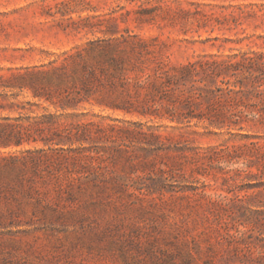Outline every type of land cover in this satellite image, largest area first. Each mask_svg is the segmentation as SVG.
<instances>
[{"label":"rangeland","instance_id":"rangeland-1","mask_svg":"<svg viewBox=\"0 0 264 264\" xmlns=\"http://www.w3.org/2000/svg\"><path fill=\"white\" fill-rule=\"evenodd\" d=\"M263 63L264 0H0V264H264Z\"/></svg>","mask_w":264,"mask_h":264},{"label":"trees","instance_id":"trees-1","mask_svg":"<svg viewBox=\"0 0 264 264\" xmlns=\"http://www.w3.org/2000/svg\"><path fill=\"white\" fill-rule=\"evenodd\" d=\"M144 42L141 41L139 42V45H143ZM135 47V46H134ZM133 47V48H134ZM119 58H117L115 55L110 57L111 61H118ZM253 62V58L250 57L249 59V63ZM195 66V63H189V64H185L182 65L181 67H179V71L181 72V76H184V74H193V70H195L193 67ZM201 68L203 69V72L210 74L209 76H221L224 73L226 74L227 72H229V70H231L232 68L234 69H238L240 66V62H236V63H230L227 61H218V60H214L212 62H203L200 64ZM252 66V64H251ZM86 70V69H85ZM258 70H260L259 74H255V72H252L249 69V73L251 75H254L256 78L260 77V78H264V63L261 64L258 68ZM39 71V70H37ZM90 73L92 74V76L94 75L93 71H90ZM192 73V74H191ZM261 84L264 83H260L258 86H261ZM248 83H245L244 81L240 82V85H238V87L236 88L237 85H234L235 87H230L228 86V90H227V94H229V99H231L232 97L234 98L235 95H238L239 93L241 94H245L248 95L249 91V87H247ZM253 87H256V84L251 85ZM247 87V88H246ZM35 94H40L38 91L35 90ZM212 94L217 95L214 91H212ZM256 97H258L260 94H262V92H255L254 93ZM46 98L48 100H50L51 102H53L54 104L59 103L63 108H66V106H74L73 105V101L75 99V97H70V95H68V93L64 96L59 98L57 101L54 99L53 95H45ZM264 99V97L262 98ZM125 102V100H124ZM113 103L116 104L117 106H126L125 103ZM40 123H44L49 124V125H53L54 124V128H55V132L53 133V136L55 135L56 137H52L51 140H53L54 143L56 144H62L64 142H70L72 143L74 141V139L72 138V135H70L69 132L63 134V131L65 132L67 130V128H63L64 127V122L61 121L60 118H58V116L56 114L53 113H48V114H43V116L41 118H39ZM62 127V128H61ZM84 134V131L82 130L81 132H75V136L78 139L80 135ZM56 154H45L46 159L48 160H54L55 163H60L59 161H61L63 159V151H64V147H60L59 149L56 150Z\"/></svg>","mask_w":264,"mask_h":264}]
</instances>
